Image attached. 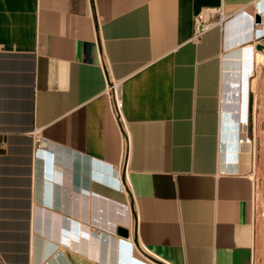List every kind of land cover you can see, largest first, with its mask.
Wrapping results in <instances>:
<instances>
[{"label": "crops", "instance_id": "crops-1", "mask_svg": "<svg viewBox=\"0 0 264 264\" xmlns=\"http://www.w3.org/2000/svg\"><path fill=\"white\" fill-rule=\"evenodd\" d=\"M261 4L0 0L5 264H264Z\"/></svg>", "mask_w": 264, "mask_h": 264}, {"label": "built area", "instance_id": "built-area-1", "mask_svg": "<svg viewBox=\"0 0 264 264\" xmlns=\"http://www.w3.org/2000/svg\"><path fill=\"white\" fill-rule=\"evenodd\" d=\"M260 7L264 11L262 4ZM254 18L255 17L253 16L252 18L253 22H254ZM224 19H225V15L222 13L221 10H219L218 17L216 18L210 15L209 11H205V10L202 11L195 17V37H199L204 31H206L210 27L217 25V24H221ZM108 89H112L114 91L115 97L117 100L116 105L119 107L120 103L118 102V91H117L116 84L115 83L109 84ZM38 141H40V139ZM0 264H5L1 258H0Z\"/></svg>", "mask_w": 264, "mask_h": 264}, {"label": "water", "instance_id": "water-1", "mask_svg": "<svg viewBox=\"0 0 264 264\" xmlns=\"http://www.w3.org/2000/svg\"><path fill=\"white\" fill-rule=\"evenodd\" d=\"M253 17L250 16V20L252 19ZM260 20V16L259 15H255V18H254V21H259ZM117 234L121 235V236H127L128 235V230L124 227H118L117 228Z\"/></svg>", "mask_w": 264, "mask_h": 264}]
</instances>
